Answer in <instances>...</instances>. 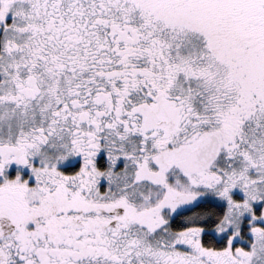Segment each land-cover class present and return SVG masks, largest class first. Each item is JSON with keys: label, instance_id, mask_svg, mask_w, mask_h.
<instances>
[{"label": "snow or ice", "instance_id": "1", "mask_svg": "<svg viewBox=\"0 0 264 264\" xmlns=\"http://www.w3.org/2000/svg\"><path fill=\"white\" fill-rule=\"evenodd\" d=\"M0 264H264V0H0Z\"/></svg>", "mask_w": 264, "mask_h": 264}]
</instances>
